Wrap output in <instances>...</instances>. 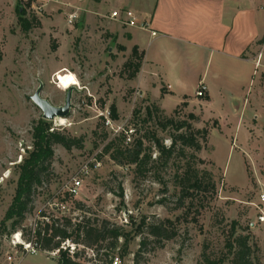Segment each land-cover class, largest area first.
Wrapping results in <instances>:
<instances>
[{"label":"rangeland","instance_id":"1","mask_svg":"<svg viewBox=\"0 0 264 264\" xmlns=\"http://www.w3.org/2000/svg\"><path fill=\"white\" fill-rule=\"evenodd\" d=\"M18 1L0 0V221L13 202L20 165L34 148V125L44 119L32 97L41 90L42 98L60 107L71 92L72 106L68 116L63 117L65 121L59 117L48 121L54 129L80 138L83 147L67 150L59 144L53 146L52 166L36 188L34 208L27 214L25 229L39 221L63 222L66 216L74 221L84 214L109 219L130 233L128 250L117 258V264H134L135 253L146 236L141 230L143 222L166 220L168 228L178 232L176 237L162 242L151 237L140 264H202L205 246L213 257L225 252V232L230 230L231 221L238 220L239 232L249 229L254 234L260 247V264H264V221L260 219L264 215L262 46L251 49V56L257 60L246 80L242 106L231 108L227 90L235 86L219 77H211L217 92L210 100L206 99L208 93L203 97L195 95L198 81L188 77L175 94L160 101L167 116L186 119L193 113L199 117L190 119L196 128H211L198 156L205 160L203 167L214 173L218 192L215 200L198 213L196 200L188 209L179 207V190L174 186L172 170L161 172L167 180L166 191L151 172L137 176L133 165L118 164L103 153L107 141L123 128L133 130L131 142L143 137L147 146L151 143L144 135L150 136L154 126L151 120L143 121L147 119L146 107L154 101L151 83L144 89L136 78H129L130 70L124 64L133 47L119 43L103 22L115 8L133 10L142 20L134 8L138 7L140 13L148 12L153 0H64L37 15L40 25L29 29L19 23ZM27 4L25 17L30 18L32 11ZM74 5L81 8V16L71 25L68 12ZM142 41L149 49L148 38L142 37ZM201 69L209 75L213 73V67L203 65ZM160 89L162 94L168 91L164 84ZM136 110L141 113L135 118ZM108 111L112 127L122 128L119 133L106 125L104 114ZM158 129V135L170 145L169 136L175 129ZM157 154L154 151L153 157ZM84 168H88V174H83ZM75 176L81 178L82 185L72 196L68 188ZM27 238L26 231L23 236L16 232L0 238V264H57L58 252L25 254ZM105 247L97 264L103 262ZM78 250H85L84 257L96 258L97 252L91 249L80 246ZM9 256L13 261L8 260Z\"/></svg>","mask_w":264,"mask_h":264},{"label":"trees","instance_id":"2","mask_svg":"<svg viewBox=\"0 0 264 264\" xmlns=\"http://www.w3.org/2000/svg\"><path fill=\"white\" fill-rule=\"evenodd\" d=\"M23 1L20 0L16 4L19 23L25 29H29L32 25H40L38 16L31 13L30 18L25 17L27 2L24 1V4ZM144 56L145 53L140 51L137 45L133 46L132 55L124 64V68L130 70L128 74L130 79L138 76ZM206 97L209 100V96ZM185 103L187 102H183ZM178 108L174 110L175 113ZM140 113L136 110L135 118L139 117ZM146 117L147 119L143 121L151 120V125L154 126V129L151 128L149 132L150 136L144 135L151 141L150 146L146 145L143 137L127 142L126 132L130 130L127 128L107 141L103 153L109 154L118 164L133 165L137 176H144L151 172L154 179L164 185L166 191H168L167 180L161 172L172 170L174 186L179 190V207L188 209L196 200V211L200 213L201 208L204 209L215 200L218 192L214 173L203 167L205 160L198 156L203 143L208 140L211 128L208 126L196 128L190 119L198 120L199 117L193 113L188 114L186 119L167 116L165 110L156 102H151V105L146 107ZM170 126L175 130L169 136L171 144L166 145L163 138L158 135V128L167 130ZM33 139L34 148L20 165L21 172L13 202L3 220L0 221V238L16 232H20L23 236L26 231L28 243L38 246L39 251L59 253L57 264H97L100 251L103 246H106L102 264H113L116 258L127 252L130 233L109 219L84 214L82 219L76 218L75 221L66 216L63 222L58 219L52 223L39 221L34 227L28 229L23 226L27 214L34 208L32 205L36 188L43 183L52 166L53 146L59 144L67 150L83 147V141L80 138L54 129L51 122L46 119H40L34 125ZM154 151L158 152L155 158ZM186 203H189L187 204L189 206H186ZM77 208L82 209L81 206ZM43 217L47 216L43 214ZM166 223H168L166 220L156 223L143 222L141 230L146 236L135 253L134 264H140L143 261V253L151 237L161 242L176 237L178 232L174 229L170 230ZM240 228L238 220L231 221L230 230L227 234L225 232V252L219 257H213L205 246L202 252V264H260V247L254 234L249 229L246 232H239ZM80 246L91 249L93 253L97 252L96 258L84 257L85 250H78Z\"/></svg>","mask_w":264,"mask_h":264},{"label":"crops","instance_id":"3","mask_svg":"<svg viewBox=\"0 0 264 264\" xmlns=\"http://www.w3.org/2000/svg\"><path fill=\"white\" fill-rule=\"evenodd\" d=\"M151 5L141 13L132 7L149 28L128 30L129 26L122 28L108 17L103 22L119 43L128 48L137 45L145 53L136 80L144 89L151 83V102L164 109L160 101L175 94L188 77L206 83L210 100L217 92L211 77H219L235 86L227 90L231 108L242 106L246 80L257 60L251 49L262 46L264 50V0H153ZM142 37L148 38L149 49ZM203 65L213 67L212 75L201 69ZM162 84L168 90L164 94Z\"/></svg>","mask_w":264,"mask_h":264},{"label":"built area","instance_id":"4","mask_svg":"<svg viewBox=\"0 0 264 264\" xmlns=\"http://www.w3.org/2000/svg\"><path fill=\"white\" fill-rule=\"evenodd\" d=\"M26 1L29 5L30 10L32 11V14L34 15H41L43 12L49 7L51 4H63L64 0H24ZM75 6V5H74ZM71 8V10L68 12V22L69 24L73 25L75 21H77L80 16H81V8L78 6H75ZM108 17L121 25L129 26V27H140V28H149V22L145 19H140L135 11L129 10V9H115L111 11V13ZM156 33L153 32V35ZM208 87L205 82H199L198 88L196 91V96L197 97H203L207 94ZM106 117V125L112 127L113 122L112 119L110 118V112L108 111L107 114H104ZM116 133H119L120 130L122 129L121 127L117 128V130L112 127ZM125 128H123L124 131ZM133 130H129L127 133V142H130L131 139V134ZM131 132V134H130ZM121 133V132H120ZM89 170L88 168L83 169V174H88ZM82 185V180L80 177L75 176L72 179V185L71 187L68 188V191L72 196L76 195L80 191V187ZM261 200L264 201V193L261 195ZM262 221H264V215L260 217ZM25 254L31 253V254H37L39 252V247L36 245H33L32 243H27L25 244L24 250ZM54 253V252H53ZM9 261H13L12 257H8ZM113 264H117V258L113 262Z\"/></svg>","mask_w":264,"mask_h":264},{"label":"water","instance_id":"5","mask_svg":"<svg viewBox=\"0 0 264 264\" xmlns=\"http://www.w3.org/2000/svg\"><path fill=\"white\" fill-rule=\"evenodd\" d=\"M40 91L38 90L34 96L32 97L33 102L43 111V117L46 120H54L57 116L67 117L72 103H71V92L68 93L66 103L64 106H54L48 100L44 99L40 95Z\"/></svg>","mask_w":264,"mask_h":264},{"label":"bare ground","instance_id":"6","mask_svg":"<svg viewBox=\"0 0 264 264\" xmlns=\"http://www.w3.org/2000/svg\"><path fill=\"white\" fill-rule=\"evenodd\" d=\"M58 83V82H57ZM57 117H59L58 118V120H60L61 122H64L65 121V119L63 118V117H60V116H57ZM57 117H56V119H57ZM60 122V123H61ZM17 239H19L18 241H20V237H19V235L17 236Z\"/></svg>","mask_w":264,"mask_h":264}]
</instances>
